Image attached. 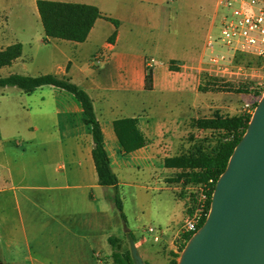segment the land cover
Here are the masks:
<instances>
[{
  "label": "crops",
  "instance_id": "1",
  "mask_svg": "<svg viewBox=\"0 0 264 264\" xmlns=\"http://www.w3.org/2000/svg\"><path fill=\"white\" fill-rule=\"evenodd\" d=\"M136 1L138 4H135ZM36 2L37 0H28L33 16L37 23H41ZM176 2L178 0H170V2L169 0H120L122 10L114 15L105 13L100 0L69 2L96 6L104 16L116 19L120 24L116 29L112 23L98 19L84 43L50 38L48 44H44L46 35L43 26H38L43 44L48 49H53L47 52L48 57L44 58L45 74L33 75L30 65L34 62V54L40 46L34 45L33 39L27 38L23 33L25 31L17 32L10 25L8 31L11 42L0 49L2 51L16 43H21L23 46V53L19 59L11 66L0 68L1 78L13 74L32 77L52 74L59 78L70 79L88 93L101 124L104 146L112 171L119 179L120 191H123V188L135 187L137 190L145 188L135 184L139 180L136 172L146 176L149 185L155 183L157 190H161L158 186L162 182L169 185V189L174 193L171 201L175 207L171 212L163 214V217L168 216L170 222L175 225V228H172L174 234L179 232L181 225L193 211L188 207L191 201L190 195L185 196L182 192L178 195L179 190L182 191L179 188L182 187L181 183L166 181L168 176L178 175L182 169L177 166L167 167L164 161L181 155V152L177 151L182 149L191 124L195 119H199L208 107L203 101V93L199 90L204 58L200 63L199 60L204 55L203 51L193 46L180 45L164 34L170 28V7ZM104 24L108 26L109 31L99 41L97 39L99 28L101 27L102 30ZM26 27L28 28V25L24 28ZM115 31H117L116 39L113 43H109V38ZM55 50L63 55L58 59V64H55L53 58ZM27 52L29 54H26ZM148 70L153 73L151 90L146 89ZM26 95L29 96V104H33L32 106L36 108L34 114L36 123L46 126L39 140L43 155L51 156L54 163L56 162L54 169L51 170L56 175L54 176L56 185H46L44 191L50 197V192L54 191L60 194L70 190L78 191L75 199L84 201L88 209L74 216L76 226L75 230L71 231L72 242L75 249H79L80 240H85L87 236L88 242H91V245L86 246L87 264H98L93 254L97 256L95 252L104 249L106 253L110 252L112 257V248L108 239L114 235L107 237L105 245L100 244L93 224H96L100 217L103 218L102 212H106L107 208L110 209V204L114 207L109 198L113 195V189L103 188L98 184V175L92 157L94 143L91 128L86 122L82 106L71 93L54 86H43ZM35 95H37L36 103H31ZM121 120H130L134 123V132L144 141L142 147L126 152L115 126V123ZM31 130H38V127H32ZM71 171L74 172L76 184L68 180L67 176ZM8 180L7 176H1L0 170V193L6 190L4 183ZM182 182L185 180L182 179ZM98 188L102 189L100 204L97 203V196L95 201L88 198V193L93 192L96 195L95 190ZM107 190H112V194L104 195ZM122 197L124 198L123 195ZM104 200H107L106 203ZM124 213L126 215L125 204ZM108 227H104V231L114 230L110 229L111 225ZM114 231H118V228ZM129 232H132L136 240L135 245L144 262H153L152 250L140 246L141 242L137 241L141 238L140 234L136 235L132 230ZM14 250L13 242L6 241L4 248L0 247V264H16L12 256Z\"/></svg>",
  "mask_w": 264,
  "mask_h": 264
},
{
  "label": "rangeland",
  "instance_id": "2",
  "mask_svg": "<svg viewBox=\"0 0 264 264\" xmlns=\"http://www.w3.org/2000/svg\"><path fill=\"white\" fill-rule=\"evenodd\" d=\"M100 1L107 15H114L122 10L120 0ZM217 1L178 0L170 7V28L164 34L180 45L193 46L203 51L204 55L200 57L199 63L205 57L204 44L208 34L218 33L219 23L215 17ZM10 25L17 32L25 31L23 33L26 37L32 38L34 45L40 46L36 47L35 60L30 66L33 75L45 74L44 58L53 49L50 50L43 44L38 32V26L42 25L33 16L28 0H0V49L11 42L8 31ZM26 25L28 28H24ZM102 27L97 35L99 41L109 31L107 25ZM62 56L57 50L53 51L55 64H58L57 61ZM239 65L249 69L252 76L224 79L202 73L199 90L208 107L191 124L182 149L177 151L181 155L164 161L167 167L177 166L182 169L178 175L168 176L166 181L181 183L182 187L179 188L182 191L179 190L178 195L181 192L185 196L190 195V211L195 210L200 189L208 186L211 191L214 183L213 179L205 178L206 162L214 160L221 147L231 138L230 135L239 132L244 126L251 116L247 106L256 108L264 97V63L259 60L242 61ZM28 97L16 88L0 89V170L1 176L9 179L4 183L6 190L0 193V247L3 249L8 240L13 242L15 250L12 256L16 264H87L86 246L91 245V242L85 236V240L79 242L81 247L75 249L71 232L76 226L74 216L88 209L87 204L75 199L78 193L75 190L62 194L50 192L51 197L44 191V186L56 185V175L51 172L56 162L51 156L43 155L39 146L46 126L36 123V108L29 104ZM36 100L37 95L31 103H36ZM32 127H38V130H31ZM135 174L139 179L135 184L145 188H123L120 191L124 196L122 200L126 208V222L122 221L117 209L110 204V209L102 212L103 218L100 217L93 224L97 240L105 245L108 236H117L123 240L122 252L126 253L130 251L132 240L129 234L133 235L127 231L132 230L136 235L140 234L141 238L137 240L141 242L140 246L149 247L153 252L154 261L146 262L147 264H178L189 241L185 239V234L178 232L180 229L177 234L172 233L175 225L168 216L163 217V214L171 212L175 207L171 201L174 193L164 182L158 186L161 190H157L155 183L148 184L146 176L140 175V172ZM67 177L72 184H76L74 172H69ZM149 186L150 189L146 188ZM95 192L96 195L89 192L88 198L95 201L97 196V203L100 204L102 189L98 188ZM106 193L112 194V190L105 191L104 195ZM110 225V229L118 228V231H104V227ZM149 227L168 233L162 241L156 243L151 238L145 240ZM106 244L110 248L107 241ZM95 254H98H93L98 264H115L110 252L98 249Z\"/></svg>",
  "mask_w": 264,
  "mask_h": 264
},
{
  "label": "water",
  "instance_id": "3",
  "mask_svg": "<svg viewBox=\"0 0 264 264\" xmlns=\"http://www.w3.org/2000/svg\"><path fill=\"white\" fill-rule=\"evenodd\" d=\"M130 249L135 264H146L134 240ZM178 264H264V97Z\"/></svg>",
  "mask_w": 264,
  "mask_h": 264
},
{
  "label": "trees",
  "instance_id": "4",
  "mask_svg": "<svg viewBox=\"0 0 264 264\" xmlns=\"http://www.w3.org/2000/svg\"><path fill=\"white\" fill-rule=\"evenodd\" d=\"M36 5L46 35L44 44H48L50 38L84 43L98 19H104L112 23L116 29H118L120 24L118 20L104 16L98 7L92 5L51 0H37ZM116 36L117 31L109 38V43H113ZM22 53L23 46L21 43L10 45L0 51V68L11 66L22 56ZM152 85L153 73L151 70H148L146 89L151 90ZM43 86H54L65 90L71 93L81 104L86 122L91 128L94 143L92 157L98 175V184L103 188L113 189V195L109 198L119 212L121 219L126 222L124 204L119 189V179L112 171L110 159L104 146L101 124L95 114L93 101L88 93L74 84L70 79L59 78L52 74L37 77L13 74L6 78L0 77V88L15 87L26 94H31ZM250 121L251 116L247 118V121L239 132L230 135L231 138L221 147L217 157L214 160L206 162L205 178L207 180H214L210 195L214 192L219 178L226 171L230 158L245 135ZM115 126L118 137L126 152H131L142 147L144 141L138 133L134 132V123L132 121L121 120L116 122ZM204 223L205 220L202 221L201 227ZM129 236L135 241V238L131 234ZM191 237V235H186L185 239L189 241ZM108 242L112 248V259L115 264H135L131 249L126 253L122 252L123 241L120 238L111 236Z\"/></svg>",
  "mask_w": 264,
  "mask_h": 264
},
{
  "label": "built area",
  "instance_id": "5",
  "mask_svg": "<svg viewBox=\"0 0 264 264\" xmlns=\"http://www.w3.org/2000/svg\"><path fill=\"white\" fill-rule=\"evenodd\" d=\"M218 33H209L205 42V57L201 72L213 78L250 77V70L239 65L242 61L264 63V0H218L216 22ZM256 108L247 106L253 117ZM214 193V192H213ZM213 193L208 186L200 189L193 214L180 227V233L193 236L206 221ZM168 231L149 227L145 240L162 241Z\"/></svg>",
  "mask_w": 264,
  "mask_h": 264
}]
</instances>
